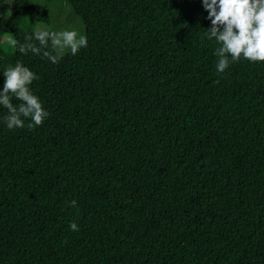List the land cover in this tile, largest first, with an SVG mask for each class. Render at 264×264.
I'll return each mask as SVG.
<instances>
[{
	"label": "trees",
	"instance_id": "1",
	"mask_svg": "<svg viewBox=\"0 0 264 264\" xmlns=\"http://www.w3.org/2000/svg\"><path fill=\"white\" fill-rule=\"evenodd\" d=\"M68 1L88 45L52 64L1 48L47 2L0 0V89L20 62L50 114L0 106V264H264V62L217 73L202 0Z\"/></svg>",
	"mask_w": 264,
	"mask_h": 264
},
{
	"label": "clouds",
	"instance_id": "2",
	"mask_svg": "<svg viewBox=\"0 0 264 264\" xmlns=\"http://www.w3.org/2000/svg\"><path fill=\"white\" fill-rule=\"evenodd\" d=\"M202 4L208 12L207 19L211 21L205 37L209 41L214 39L219 45L214 51L218 58L215 65L217 73H224L231 63L241 59L252 63L264 62V0H202ZM11 43L21 54L31 52L58 64L66 53L76 55L81 48H86L88 40L86 35L75 29L48 31L37 28L25 36L23 43L17 40ZM3 77L0 106L7 109L3 117L7 129L24 128L26 120L30 130L41 126L50 114L30 88L39 76L17 62L3 70ZM13 98L19 101L17 105L12 103ZM70 206L77 207L76 201H71ZM70 229L79 231V226L72 221Z\"/></svg>",
	"mask_w": 264,
	"mask_h": 264
},
{
	"label": "rangeland",
	"instance_id": "3",
	"mask_svg": "<svg viewBox=\"0 0 264 264\" xmlns=\"http://www.w3.org/2000/svg\"><path fill=\"white\" fill-rule=\"evenodd\" d=\"M34 2L37 4H44L47 2L51 11V28L53 31L75 29L78 33L86 35L85 23L82 17L76 13L68 0H34ZM33 21L34 18L29 17L25 21H21L20 26L22 29H29L32 26ZM12 40H15L12 33L8 32L3 35L1 48L4 52H14L15 48L11 43Z\"/></svg>",
	"mask_w": 264,
	"mask_h": 264
}]
</instances>
